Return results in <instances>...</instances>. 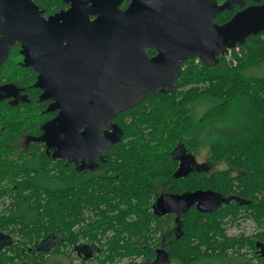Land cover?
Here are the masks:
<instances>
[{"label":"trees","instance_id":"1","mask_svg":"<svg viewBox=\"0 0 264 264\" xmlns=\"http://www.w3.org/2000/svg\"><path fill=\"white\" fill-rule=\"evenodd\" d=\"M232 16L226 12L217 24H223L221 22ZM242 49L245 57L235 66L228 64L225 57L212 68L198 59L185 61L176 91L163 100H155L151 113H136L134 121L124 127L127 135H145L140 131L142 126L153 128V131L147 134L150 138L137 141L129 153L121 149L124 156L116 163L113 179L64 181L54 180L49 174L50 181H46L43 166L38 165L39 180L36 183L24 181L21 190L34 187L41 194L45 192L47 197L13 199L15 210L3 214L0 211V229L18 225L16 229L23 241L13 254L25 258L15 262L4 251L0 253V264H50L49 259L36 257H44L48 250L37 254L31 250L37 234L55 239L52 255H60L63 248L72 247L74 254L90 264L93 254L85 256L79 250L84 243L99 249V230L106 238L102 253L94 256L99 264H120L125 258H128L127 264H138L134 262L136 257L154 255V249L162 242L161 237L166 238L169 257L178 264H198L204 260L251 264L241 251H254L257 240L264 243V76L255 77L248 72L253 67L264 66V34L250 37ZM203 101L210 102V107L196 119L194 106ZM197 130L207 138L212 135L208 140L211 161L226 162L239 173L238 177H232L227 171L216 172L208 179L203 175L174 177L177 165L170 159L169 152L181 146L189 154L196 153L203 142L197 138ZM7 172H18V169ZM156 178L171 194L206 189L224 193L228 190L239 196L235 198L239 201L211 214L191 209L182 217V231L175 236L169 226L165 227L168 219L157 216L150 209ZM99 186L104 203L109 202L106 198L113 196L124 204L114 209L117 212L113 218L99 219ZM242 201L250 204H242ZM240 217L253 220L262 232L253 237H228L225 220L234 224ZM110 231L112 238L107 235ZM230 251L233 252L231 257L228 256ZM260 260L264 264V258ZM70 264H74L72 256Z\"/></svg>","mask_w":264,"mask_h":264},{"label":"water","instance_id":"2","mask_svg":"<svg viewBox=\"0 0 264 264\" xmlns=\"http://www.w3.org/2000/svg\"><path fill=\"white\" fill-rule=\"evenodd\" d=\"M123 1L89 0L76 5L69 20L63 19V27L56 28L61 15L49 21L41 14L38 18L33 0H0V66L10 46L23 41L26 65L40 74L37 86L60 97V115L44 126V134L38 139L57 149L56 159L90 158L84 143L94 129L96 154L119 143L122 128L115 126L106 133L102 126L147 96L173 93L186 60L198 58L212 68L229 49L264 34V0H224L222 5L219 0H133L126 11H121ZM247 1L261 4L237 12L225 24L214 23L222 12L244 7ZM138 8L144 11L137 12ZM91 16L96 20L91 21ZM147 48L157 49L158 55L149 58ZM6 88L0 86V101ZM70 120L78 121L76 126H69L77 136L72 141L56 129ZM82 129L85 131L80 132ZM53 134L61 136L59 144L50 140ZM189 157L175 172L176 179L192 173L187 165ZM227 202L213 191L163 193L155 212L160 216L176 214L177 231L181 232L182 217L194 206L201 213H211ZM262 246L259 248L264 255Z\"/></svg>","mask_w":264,"mask_h":264},{"label":"flooded vegetation","instance_id":"3","mask_svg":"<svg viewBox=\"0 0 264 264\" xmlns=\"http://www.w3.org/2000/svg\"><path fill=\"white\" fill-rule=\"evenodd\" d=\"M88 1L89 0H33V7L34 10L36 7L39 12L37 13V17L40 18L41 14V17L45 21H49L51 18L61 15L59 16L61 17V19L58 22L56 20V25L54 26L56 28H61L63 27V19L67 21L69 20V17H71L70 11L73 10L76 5L82 6V4H86ZM132 1L133 0H124L119 6V9L121 11H126L130 7ZM261 3H264V1ZM261 3L247 1L244 7H236L232 11L227 10L222 12L218 17L215 18L214 23L217 24L218 19L221 16L225 15L226 12H230L234 16L237 12L249 6ZM222 4H224V0H219V5ZM136 11L142 12L144 10L138 8ZM90 20L95 21L96 17L91 16ZM229 20L221 23L225 24ZM24 50L25 48L23 41H16L12 46H10L8 57L0 66V86L8 87L4 91V98L0 101V195L2 198V205L0 207V211H2L1 214H3L4 212L8 213L10 209L15 210V207L12 205L13 199H19L20 197L36 198L40 195H42L43 197H47V194L45 192H42L41 194L39 191L34 189V187L26 191L21 190L24 181H32L33 183H36L39 180L36 172V167L38 165L43 166L42 172L47 175V177L44 178L46 181H50V175L52 177H55L54 180L64 181H70L72 180V178H75L77 180H90L93 182H100L103 178L109 180L113 179L115 177L114 168H116V163L121 162L124 156L121 152V149L124 148L126 149V154L129 153L132 150L133 145L137 141L146 137L150 138L149 136H147V134L153 131V128L142 126L140 128V131H144L145 135H141L139 133L135 135H127L124 127L130 125L134 121L136 113H151L155 107L153 105L154 101L163 100L167 95L159 92L157 95L147 96L145 99L140 101L137 106L120 113L119 115H117V117L111 119L107 123V125L102 126L101 131L106 133L112 132L115 126L121 127L124 132L121 141L119 143H116L109 149L101 152L100 154H96V152L93 150L95 146L93 143L97 140V135L95 133L96 130L94 129L89 133V135L85 137L86 141H88L89 143H84L88 147V150H91L86 151V154L90 156V158H79L77 160L69 158L56 159L54 156L57 149H53L54 146L52 144L48 143L50 146L49 147L47 142L38 141V139L41 138L44 134V126L53 122L60 115L61 109H59L57 103V101H60V97L53 92H48V94H46V90L37 86L38 77L40 74L35 70L33 66L26 65V57L23 53ZM145 52L149 56V58H154L159 53L158 50L154 48H147ZM77 124V120H70L65 122L63 127H58L56 129L58 131L65 132L66 134L64 137L72 141L76 140L77 136L72 135V131L69 129V126H76ZM84 131L85 129H82L80 132ZM60 138V135L53 134L50 136V140L55 139L54 145L60 143ZM153 150H156V148H154ZM165 154L167 155V153ZM187 155L190 156L189 158H187V165L193 170L190 175H195L196 177H200L201 175H203V178L207 179L219 171L230 172L232 177H238L239 175V173L236 170L232 169L226 162H223L225 164V168H223L222 170L216 169L217 163L212 162L211 158L208 160L200 161L198 158V151L194 154H189L188 152H185V150H183L181 146H177L174 150L169 152L170 159L177 165L176 171L180 167L181 163L186 160ZM99 156L101 157V160H96L97 158H99ZM28 166L30 167L27 168ZM25 168H27L26 172H24ZM16 169H18V172H7L10 170L16 171ZM116 177H118V175H116ZM159 180L160 179H154L155 194L152 199L150 208L151 211H153L155 214V205L159 196H161L163 193H168L166 191H156L155 185L157 183H161ZM124 188L125 187H123L122 190ZM203 191H213L221 194L224 198L228 199V202L222 204L216 211L229 203H238L235 198H239V196L233 195V193L229 192L228 190L224 192L226 194L228 193V195L210 189H206ZM101 192L102 190L99 186V219H102L104 216H112L113 218V216L117 212L114 211V209H116L117 207H124V204L119 201L120 199L114 200L112 198L113 196H111V198H106L109 202L102 203L103 195ZM191 209H195L200 212L197 209V206H194ZM16 211H18V208L16 209ZM216 211H213L211 213H215ZM157 216L165 219L167 218L168 220L172 219L174 224H172V226L170 227L171 230L174 232L175 236L180 234L177 231V225L175 222L177 218L176 214ZM247 221L252 222L256 225L257 230L254 234L246 235V233H241L240 235L236 236L229 235L232 231V228H242L244 223H246ZM226 222L227 220H225L224 227L226 229V235L230 238H239L241 236L253 237L255 234L260 233L263 230L259 228L253 220L248 218L240 217L239 220L234 224H232L231 222ZM16 228L17 227H11L10 225L9 227H3V229L1 228L2 230L0 229V253L7 251L10 254L9 258H11L15 262H18L20 259L22 260V258H25V256H22L21 258L18 254L11 253V251H13L15 248L21 247V245L19 244L21 241H23V239L19 236L20 233L18 232V229ZM110 232L111 233H108L107 235L109 236V238H112L113 232ZM44 235L45 234L36 235V238L33 241V249L31 250L36 251V254L46 250H48L49 253L44 255V257L41 255H36V257L49 259L50 264H70V254L68 251H62V254L57 256L52 255L54 251L55 239L47 238ZM104 236L105 235H103L102 230H99V249L96 245L84 243L81 244L79 252L85 256L91 254L95 255L98 252L100 255L103 251L102 245L106 243V238ZM157 237H161V234H159V236ZM161 239L162 242L160 243V246L154 249L153 256L145 258L136 257L134 259V262L138 264H176L177 262L171 260L168 255L166 238L161 237ZM135 241L141 243L139 240ZM262 245H264V243L257 240L254 251H252L251 249L247 251L243 250L241 251V254H245V256L247 257V261H250L251 264H262L260 259H263L264 255L261 251V248H259ZM141 246L143 247L145 245L141 243ZM228 256H233V252L230 251ZM140 259L141 263L139 262ZM212 264L221 263L213 260Z\"/></svg>","mask_w":264,"mask_h":264},{"label":"rangeland","instance_id":"4","mask_svg":"<svg viewBox=\"0 0 264 264\" xmlns=\"http://www.w3.org/2000/svg\"><path fill=\"white\" fill-rule=\"evenodd\" d=\"M241 50L238 52V53H232V54H236L235 58H236V64H233L231 62H228L227 59L225 61L229 63H231L230 65L232 66H235V65H238V62H239V59H243L245 56L244 54V51L242 49V46L240 47ZM224 57V56H223ZM226 64V63H225ZM249 75L251 76H255V77H262L264 76V66H261L259 68H256V67H253L249 70L248 72ZM177 89V88H176ZM176 91V90H175ZM174 93V92H173ZM172 94V93H171ZM210 102H206V101H203V102H200L199 104L195 105L194 106V115L196 117V119H200L201 116L209 109L210 107ZM197 138H199V140L202 142H205V144H201L199 150H198V158L200 161H204V160H208L210 159V151H209V146H208V140H210L212 138V135L210 137H206L204 134H202L201 132H199L197 130ZM225 168V164L223 162H220V163H217L216 165V169H223ZM158 179V178H156ZM118 187V185H115ZM156 187V191L158 192H161V191H165V188L163 187L162 183H157L155 185ZM119 200V199H117ZM120 202H122L121 200H119ZM104 203V202H102ZM104 218H106L104 216ZM172 223H171V222ZM172 224H174L173 220L172 219H169L166 223H165V227L167 228L169 226V228L172 226ZM11 227H18V225L16 224H13L11 225ZM257 230V227L255 224H253L252 222H246L244 223V225L242 226V228H238V227H235V228H232V231L230 232L229 235L231 236H236V235H240L241 233H246V235L248 234H254ZM63 251H68L70 256H72L74 258V264H87V263H84L83 261V257L80 256L81 258H79L78 255L74 254L73 253V248L72 247H66V248H63L62 249ZM8 253V252H7ZM11 253H13V251H11ZM96 255V254H95ZM95 255H93V260L90 262V264H99L97 262V258L94 257ZM78 256V258H76ZM98 257V256H97ZM139 262L141 263V259L139 260ZM128 263V258H125L122 262H120V264H127ZM178 264V263H176ZM198 264H212V261H207V260H204V261H201L200 263Z\"/></svg>","mask_w":264,"mask_h":264},{"label":"built area","instance_id":"5","mask_svg":"<svg viewBox=\"0 0 264 264\" xmlns=\"http://www.w3.org/2000/svg\"><path fill=\"white\" fill-rule=\"evenodd\" d=\"M240 47L241 46H238L234 49H229L228 53L224 56L228 62L236 64V58H235L236 54H232V53H238L241 50Z\"/></svg>","mask_w":264,"mask_h":264}]
</instances>
